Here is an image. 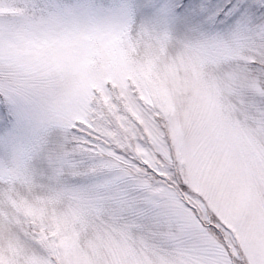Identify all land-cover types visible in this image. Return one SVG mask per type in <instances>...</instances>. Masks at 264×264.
I'll return each mask as SVG.
<instances>
[{"label": "snow or ice", "instance_id": "obj_1", "mask_svg": "<svg viewBox=\"0 0 264 264\" xmlns=\"http://www.w3.org/2000/svg\"><path fill=\"white\" fill-rule=\"evenodd\" d=\"M0 264H264V0H0Z\"/></svg>", "mask_w": 264, "mask_h": 264}]
</instances>
